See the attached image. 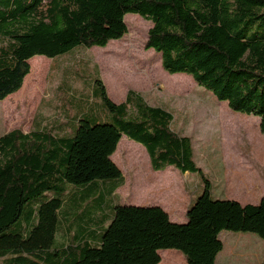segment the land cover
<instances>
[{
  "label": "trees",
  "instance_id": "1",
  "mask_svg": "<svg viewBox=\"0 0 264 264\" xmlns=\"http://www.w3.org/2000/svg\"><path fill=\"white\" fill-rule=\"evenodd\" d=\"M129 14L152 23L145 49L161 54L164 71L186 74L232 111L258 117L264 134V0H0V101L41 77L43 57L122 40ZM96 69L100 114L82 95L85 108L68 118L70 105L79 106L69 85L55 110L62 117L39 114L29 133L0 137V259L160 264V251L175 250L187 264H217L223 231L264 240V197L258 205L212 199L193 139L173 129L174 114L132 89L124 103L113 102ZM123 137L146 149L154 172L173 167L202 179L186 223L158 206L116 202L125 177L112 156Z\"/></svg>",
  "mask_w": 264,
  "mask_h": 264
},
{
  "label": "rangeland",
  "instance_id": "2",
  "mask_svg": "<svg viewBox=\"0 0 264 264\" xmlns=\"http://www.w3.org/2000/svg\"><path fill=\"white\" fill-rule=\"evenodd\" d=\"M126 22L128 34L110 43V48L78 47L54 61L43 57L47 61L41 77H34L24 83L18 93L0 101V137L14 130L29 133L39 114L47 121L62 117L65 112L55 114V110L61 102V94L65 102V86L69 85L79 106L70 105L68 118L76 117L85 108L80 106L84 105L80 99L82 95L88 100V107H94L100 114L104 106L95 94L98 65L108 94L115 103L124 102L125 92L132 89L141 93L150 105L174 114L173 129L193 139L195 160L211 182L212 199L257 205L256 201L264 197V134L260 131V119L232 111L227 103L219 102L190 76L164 71L161 59L155 62L156 55L160 57V54L145 49L152 23L133 14L127 15ZM38 79L37 90L35 80ZM233 114L243 118L233 117ZM124 139L131 141L127 137ZM120 144L113 161L120 167L125 185L117 191L116 202L162 206L173 222L185 223L190 199L194 201L203 193L202 179L194 174L182 175L173 167L154 172L146 155L128 143ZM242 182L252 185L255 194L251 199ZM185 191L190 198L187 195L186 199L179 197L178 194ZM61 222L64 231L65 219ZM63 231L58 236L59 241L63 240ZM220 239L224 248L217 256V264H264V240L258 235L223 231ZM168 258L164 255V259ZM182 262L185 264L184 259ZM0 264L5 263L0 259Z\"/></svg>",
  "mask_w": 264,
  "mask_h": 264
},
{
  "label": "crops",
  "instance_id": "3",
  "mask_svg": "<svg viewBox=\"0 0 264 264\" xmlns=\"http://www.w3.org/2000/svg\"><path fill=\"white\" fill-rule=\"evenodd\" d=\"M112 42H114V41H112ZM111 42V43H112ZM112 44H114V43H112ZM112 44H109L110 45V47H111V45ZM109 46H107L106 48H108ZM109 47V48H110ZM151 51H154V50H151ZM155 52V51H154ZM161 59V63H162V57H161V54H160V57H157V55H156V57H155V62L156 61H159ZM163 68V67H162ZM154 85V84H153ZM152 88H153V86H152ZM22 90V89H21ZM130 89H128L127 90V92H125V94H124V102L126 101V97H127V94H128V91H129ZM134 91H136V90H134ZM138 92V91H137ZM110 97V96H109ZM8 98H10V97H8ZM112 100V99H111ZM113 101V100H112ZM114 102V101H113ZM124 102H122V103H124ZM122 103H120V104H122ZM227 113V112H226ZM227 114H229V112L227 113ZM233 117H236V118H243V117H238V115H235V114H233L232 115ZM251 117H254V116H251ZM253 120V119H252ZM259 125H260V122H259ZM120 143H125V144H129L134 150H136L137 152H139V153H141L142 155H146L147 156V158H148V160H149V162H150V158H149V155H148V153H147V151H146V149L141 145L140 146V144L138 145V144H135L133 141H126L125 139H124V137L122 138V140H121V142ZM121 144H119V146H120ZM118 146V147H119ZM118 150V149H117ZM194 150H195V152H196V148H195V146H194ZM116 154V153H115ZM114 154V155H115ZM114 155L112 156V159L114 158ZM114 160V159H113ZM118 166V165H117ZM119 167V166H118ZM120 168V167H119ZM167 170V169H166ZM187 176H191V175H188V174H186ZM245 180V179H244ZM243 180V181H244ZM241 185L243 186V189L245 190L246 188H247V192H248V198L249 199H251L252 197H253V195L255 194V192H254V190H253V187H252V185H250V184H246V183H241ZM179 195V197H181L182 199H186V197H185V195H187V197H189L190 198V196H189V193H187V191H185L184 192V194H182L181 192L178 194ZM262 200V199H261ZM261 200L259 201V202H257L256 201V203H260L261 202ZM190 201H193V200H191L190 199ZM238 202V201H237ZM240 203V202H239ZM257 204V205H258ZM254 205V204H253ZM132 206H136V205H132ZM138 207H153L152 205L151 206H149V205H145V206H138ZM158 207H161L162 209H164L162 206H158ZM164 210H166V209H164ZM168 213V212H167ZM169 214V213H168ZM170 216V215H169ZM171 219V218H170ZM184 221V220H183ZM185 223L187 222V219H185V221H184ZM176 223V222H175ZM160 255H161V257H162V262L160 263V264H177V263H181V264H184L183 262H182V259H184V261H185V264H187V262H186V260H185V258H182V254L180 253V252H178V251H175V250H164V251H160ZM164 255H168L169 256V258L166 260V259H164ZM169 259H174V260H177L178 262H176V263H173V261H170Z\"/></svg>",
  "mask_w": 264,
  "mask_h": 264
}]
</instances>
